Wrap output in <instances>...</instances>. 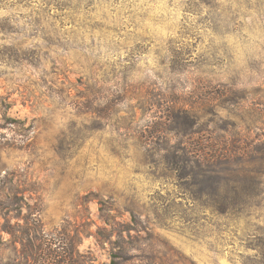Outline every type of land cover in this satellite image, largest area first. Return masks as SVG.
Listing matches in <instances>:
<instances>
[{
	"label": "rangeland",
	"instance_id": "374dc122",
	"mask_svg": "<svg viewBox=\"0 0 264 264\" xmlns=\"http://www.w3.org/2000/svg\"><path fill=\"white\" fill-rule=\"evenodd\" d=\"M37 211L81 264L98 228L119 264H264V0H0V264Z\"/></svg>",
	"mask_w": 264,
	"mask_h": 264
},
{
	"label": "trees",
	"instance_id": "16d2710c",
	"mask_svg": "<svg viewBox=\"0 0 264 264\" xmlns=\"http://www.w3.org/2000/svg\"><path fill=\"white\" fill-rule=\"evenodd\" d=\"M192 155H193L192 152H186L183 156H181V159L183 157L182 160L186 164L188 165L192 164L193 166L197 167L198 173H199L198 174L199 181L197 183L199 185V188L214 187L211 185V183L214 182V176L216 175L213 173V169L215 167L213 166V164L216 162V159L206 160L205 158L199 159V156H195L192 162V157H191ZM186 164H182L183 168L186 166ZM203 167L212 168V169H210V171H207L203 169ZM18 194L19 192H17V197L15 201H13L9 205V208H14L15 211L21 209V205L18 203V200L20 199H17ZM19 197H21L20 194H19ZM26 218H25L26 224L24 226L25 229L23 233L24 235H19L17 238L22 243L23 242L22 240L26 236H27L26 237L27 240H29V238L33 236L36 240L38 239L40 241V244L32 245L33 246L32 251L28 250L29 246L26 248L25 245L21 244V248H22V252L24 256H27L28 258L34 257L35 259H38V262L34 261V264L36 263L37 264H81L80 262L77 263V261L75 260V257H74L75 253L73 251L75 248V242L72 237L74 233H71V232L75 230V227H69L67 229H65L64 227L63 229H61L60 232H58V234L55 235L54 238L51 239L50 237V239H48V238H45L47 236H43L44 231L39 221V211H37L36 213H33V212L30 213V215L27 216ZM103 223L104 225L110 226V229L113 226L107 220L106 221L103 220ZM112 230H109L106 232L105 228H102V229L98 228L99 235H96V234H95L96 236L93 235V237H95V240H96L95 243L99 247H103V248L105 244L109 245V249H110V254H109L110 263L109 264H119V263H116L118 261L126 262L128 260L126 258L130 252L129 253L125 252L124 248L121 247V243L124 241L123 239L124 230L121 229V230H118L117 232L114 230L112 231ZM127 232H129V230L126 231V233ZM115 233L116 234L118 233L117 236L119 239L116 242L112 241L111 239ZM129 250H136V249H133L132 247V249H129ZM154 254L147 256L146 264H175L174 263L175 261L171 258L169 259V257L161 258L160 255L158 254L154 255ZM93 262L94 260H89L88 263L93 264Z\"/></svg>",
	"mask_w": 264,
	"mask_h": 264
}]
</instances>
